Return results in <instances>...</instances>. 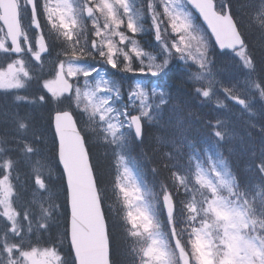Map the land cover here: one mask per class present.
<instances>
[{
	"label": "snow or ice",
	"instance_id": "1",
	"mask_svg": "<svg viewBox=\"0 0 264 264\" xmlns=\"http://www.w3.org/2000/svg\"><path fill=\"white\" fill-rule=\"evenodd\" d=\"M237 7L264 44V0H240ZM144 36L151 51L141 44ZM216 47L238 58L245 87L221 78L225 69L213 58ZM0 54L6 62L0 65V90L23 89L37 79L54 101L75 105L53 119L66 182L63 204L51 190L52 169L35 144L22 135L0 138V264H115L107 194L75 113L114 161L112 197L123 205L116 210L117 222L121 235L126 233L123 242L132 243L125 264H264V151L253 161L259 191L241 187L221 152L205 147L201 154L192 140L187 163L184 143H171L172 150L151 169V186L140 159L130 154L133 145L144 144L145 125L161 123L170 97L164 88L139 81L125 89L123 81L160 78L174 61L184 65L186 82L202 104L229 111L225 101H232L249 127L258 126L257 118L264 121V69L258 73L232 0H0ZM27 57L35 62L31 67ZM38 100L44 103L46 96ZM14 122L18 133L28 130L26 118L16 115ZM205 127L214 146L231 136L225 119L205 121ZM259 128L264 134V123ZM33 157L40 158L33 164ZM21 162L31 166L35 187L32 199L17 207L14 173ZM61 215V244L69 245L70 262L55 243L40 246Z\"/></svg>",
	"mask_w": 264,
	"mask_h": 264
},
{
	"label": "trees",
	"instance_id": "2",
	"mask_svg": "<svg viewBox=\"0 0 264 264\" xmlns=\"http://www.w3.org/2000/svg\"><path fill=\"white\" fill-rule=\"evenodd\" d=\"M239 2L240 0H232L233 10L248 49L255 59L257 71L259 73L264 69V44H262L259 33L247 26L246 15L241 13L240 9L237 7ZM214 52L216 54L215 50ZM170 67H172V64ZM241 72L244 74L242 70ZM164 78V81L167 80V83H169L170 100L169 104L164 107L163 114L167 115L170 112L169 117L176 122V138L175 140L172 138L170 140L169 134L153 130L152 127H146L144 144H137L131 147V156L140 159L143 165L144 175H146L145 180L150 179L154 182L151 169L159 165L163 152L172 150V148L166 147L168 144L171 145L172 142L181 144L187 140H192L196 141L198 144L200 142L205 143L213 153L216 151L221 152L228 161L231 171L237 176L241 187L243 188L247 185L250 190L259 191L260 189L255 187L259 182V174L255 171L253 161L264 151V134L261 133L259 128V125L264 123V121H257L258 126L256 128H251L243 121L237 120L232 116L229 118V124L227 123V127L231 133L230 138L226 139L219 146H214L212 140L208 138L205 121H214L216 117H212L213 113L210 112L207 107H200L201 102L199 98L192 93L186 82L185 67L180 63L177 64L175 69L168 71ZM28 84L30 87L22 93H26L25 96L28 97L29 100L35 99L37 101L35 108L32 106L30 107V105H28L30 103H25L22 100H15L14 96L0 94V138L5 136L11 138L13 135H22L23 139L32 141L35 144L44 162L52 169L53 175L50 181L51 190L56 196L58 195L61 198V201L58 199V202L63 204L65 199V188L61 171L57 163L55 139L51 128V116L56 111L69 110V108L63 107L64 105L54 101L51 95L42 88L39 80L33 79L29 81ZM41 94L46 96V101L44 103H40L38 100ZM256 108L259 110L258 103ZM16 115L26 118L29 125L28 130L23 134L16 131L14 122ZM219 116L221 115L219 114ZM239 122L242 123V126ZM35 135H39L41 140L34 141ZM85 135L88 136L86 133ZM88 137V147L91 153L92 164L97 170V175L101 177L103 181L102 187H104L107 194L105 197L104 210L108 216V229L112 238V259L115 264H125L126 260H130V257L127 256V251L132 247V243L123 242L126 233H124L123 236L121 235L122 229L117 222L116 210L117 208L122 210L123 205L122 203H115V198L112 197V183L115 180V169L112 166L114 161L110 153L106 154L105 147L102 142L97 141L95 135H90ZM157 138H160L163 143L158 144ZM253 153H255V157ZM17 155L18 153H13L14 157ZM38 158L40 157H33L32 163L34 164ZM16 175H19V200L23 202L25 198L28 199L31 197V189L35 187L34 180L32 179L33 173L31 166L27 162L19 163L14 177ZM164 175H167V173L162 172L161 176ZM15 183L16 181L14 179V184ZM121 215H123V211H121ZM122 222L123 221H121V223ZM63 223L64 218L63 215H61L59 222L53 223L51 231L44 234L43 238L46 240L42 241L47 242V236L48 238H55L58 236L60 233L55 229L57 227H59L60 231L63 233ZM125 227L130 228V225H125ZM127 239L129 241L132 240L131 237H127ZM65 247L68 248L66 244Z\"/></svg>",
	"mask_w": 264,
	"mask_h": 264
},
{
	"label": "rangeland",
	"instance_id": "3",
	"mask_svg": "<svg viewBox=\"0 0 264 264\" xmlns=\"http://www.w3.org/2000/svg\"><path fill=\"white\" fill-rule=\"evenodd\" d=\"M23 22H24V24L27 26L28 24H29V18L28 17H25L24 18V20H23ZM196 22L198 23V21L196 20ZM89 27H91V25H90V23H89ZM147 37V38H146ZM154 42V41H153ZM141 44L146 48V50H148V51H151V48H150V46H149V38H148V36H144V37H142L141 38ZM52 56L53 57H55V51H53V53H52ZM214 60H215V62H216V65L218 66V67H224V69H225V71L223 72V73H221V78L224 80V82L225 83H229V82H233V81H237V80H239V81H241V87H245V85L243 84V80H244V74H242V72H241V70H240V68L239 67H237V63H238V58H236L232 53H227V54H224L223 56H222V58H217V56L215 55L214 57ZM27 60H29L28 59V57L26 58ZM31 62V61H30ZM177 63H180V64H182L181 62H179V61H174L173 63H172V66H175ZM182 66H184L183 64H182ZM29 67H31V65H29ZM38 67V66H37ZM170 69H172V68H170ZM169 69V70H170ZM36 74H38V73H36ZM141 76H135V77H131V79L130 80H128L127 82H126V84H127V87H128V84L129 83H133V82H137V81H139V78H140ZM45 78H48L47 76H45ZM153 78V77H152ZM83 78L81 77V80H82ZM127 89V88H126ZM12 90H17V89H12ZM219 96H220V98L221 99H223V93H219ZM15 100H17L16 99V97H15ZM65 102H67V101H65ZM225 102H229V101H225ZM232 102V101H231ZM68 103V102H67ZM202 104V103H201ZM200 104V105H201ZM234 104V103H233ZM203 106H206L207 105V109L208 110H210V112H212V109L213 110H216L217 108H215V106H214V104H202ZM209 106L212 108H209ZM71 110L72 111H74L75 110V105L73 104L72 105V107H71ZM219 110H221V111H223L226 115H227V113H228V111H225V110H222V109H219ZM75 115H76V117H77V119H78V122L80 123L79 125H80V128L82 127V131H83V133H86L88 136H90V135H95V133H93L92 131H91V129H90V127L88 126V124L86 123V122H83V121H81V118H80V114L79 113H75ZM222 116H224V114H222ZM247 119V118H246ZM244 123H246V121L244 122ZM184 163H187V161L185 160V161H183ZM24 204V202H22V205ZM19 206H21V205H19ZM58 245V247H61V248H63V246L65 247V245H62L61 244V239L59 240V242H57V243H55V245ZM51 245V244H50ZM50 245H48V246H50ZM40 246L41 247H43L44 246V244L41 242L40 243ZM57 247V248H58ZM65 253L67 252V248L65 247ZM66 255V254H65ZM66 260L67 261H71V258L70 257H68V256H66Z\"/></svg>",
	"mask_w": 264,
	"mask_h": 264
},
{
	"label": "water",
	"instance_id": "4",
	"mask_svg": "<svg viewBox=\"0 0 264 264\" xmlns=\"http://www.w3.org/2000/svg\"><path fill=\"white\" fill-rule=\"evenodd\" d=\"M197 16H198V14H197ZM201 21V20H200ZM201 23H203L202 21H201ZM204 27H206V26H204ZM209 35H210V33H209ZM213 42H214V44H215V40L213 39L212 40ZM218 50H219V48L218 47H216ZM220 51V50H219ZM54 116H55V114L53 115V118H52V127H53V131H54V134H55V130H54V124H53V119H54ZM58 143V142H57ZM61 169H62V166H61ZM62 172H63V169H62ZM65 185H66V182H65Z\"/></svg>",
	"mask_w": 264,
	"mask_h": 264
}]
</instances>
